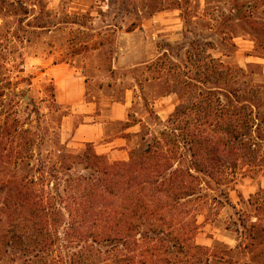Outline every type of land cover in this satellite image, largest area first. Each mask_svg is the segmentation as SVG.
I'll list each match as a JSON object with an SVG mask.
<instances>
[{"label": "rangeland", "instance_id": "1", "mask_svg": "<svg viewBox=\"0 0 264 264\" xmlns=\"http://www.w3.org/2000/svg\"><path fill=\"white\" fill-rule=\"evenodd\" d=\"M262 27L264 0H0V135L11 133L0 144V178L40 176L33 173L40 166L48 180L65 179L67 172L51 171L53 162L85 148L64 129L73 108L59 102L56 68L80 79L83 99L98 104L108 136L133 125L127 160L169 127L182 89L167 93L166 73L183 69L191 40L208 42L206 52L230 68L227 89H241L258 125L236 175L208 189L202 183L199 199L186 204L196 212L195 242L207 247L200 256L209 264H264ZM114 102L125 106L126 121H108ZM23 260L0 240V264Z\"/></svg>", "mask_w": 264, "mask_h": 264}, {"label": "trees", "instance_id": "2", "mask_svg": "<svg viewBox=\"0 0 264 264\" xmlns=\"http://www.w3.org/2000/svg\"><path fill=\"white\" fill-rule=\"evenodd\" d=\"M208 44L191 40L183 69L166 73V92L182 89L179 102L167 130L142 151L110 162L86 143L53 162L65 179L48 180L40 166L33 169L40 176L0 178V240L23 264H209L186 204L199 199L202 183L208 189L236 175L258 112L240 88L227 89L230 68Z\"/></svg>", "mask_w": 264, "mask_h": 264}, {"label": "crops", "instance_id": "3", "mask_svg": "<svg viewBox=\"0 0 264 264\" xmlns=\"http://www.w3.org/2000/svg\"><path fill=\"white\" fill-rule=\"evenodd\" d=\"M65 68H56V87L60 103L70 105L72 113L65 118L64 129L70 130V141L75 144L85 145L91 143L96 153L124 159L128 150L126 135L133 125H126L120 135L110 137L106 132V121L103 114L99 113L98 104L83 99L84 90L78 77L67 75ZM83 100V101H82ZM126 108L123 104L114 102L109 106L108 121H126Z\"/></svg>", "mask_w": 264, "mask_h": 264}]
</instances>
